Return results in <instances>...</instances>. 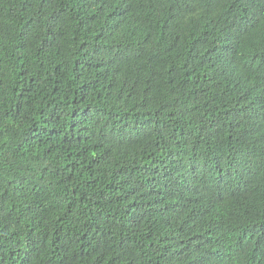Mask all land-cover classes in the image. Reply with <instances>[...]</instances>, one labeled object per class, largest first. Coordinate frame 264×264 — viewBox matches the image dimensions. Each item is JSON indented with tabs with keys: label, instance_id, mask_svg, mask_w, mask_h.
Instances as JSON below:
<instances>
[{
	"label": "trees",
	"instance_id": "trees-1",
	"mask_svg": "<svg viewBox=\"0 0 264 264\" xmlns=\"http://www.w3.org/2000/svg\"><path fill=\"white\" fill-rule=\"evenodd\" d=\"M0 264H264V0H0Z\"/></svg>",
	"mask_w": 264,
	"mask_h": 264
}]
</instances>
